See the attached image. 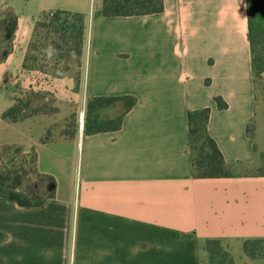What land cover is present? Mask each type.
Segmentation results:
<instances>
[{
	"label": "crops",
	"instance_id": "0c3cea01",
	"mask_svg": "<svg viewBox=\"0 0 264 264\" xmlns=\"http://www.w3.org/2000/svg\"><path fill=\"white\" fill-rule=\"evenodd\" d=\"M161 1L104 17L103 0H0V150L54 182L36 207L0 197V264H207V241L233 264H264L243 249L264 242L246 0ZM50 12L86 22L81 83L25 66ZM100 98L115 101L84 119ZM202 109L229 177L192 174L187 113ZM116 114L117 130H97Z\"/></svg>",
	"mask_w": 264,
	"mask_h": 264
},
{
	"label": "trees",
	"instance_id": "16d2710c",
	"mask_svg": "<svg viewBox=\"0 0 264 264\" xmlns=\"http://www.w3.org/2000/svg\"><path fill=\"white\" fill-rule=\"evenodd\" d=\"M161 11V0H103L102 5V15L104 17H130L154 14ZM246 14L251 67L255 86L257 81L262 82L261 75L264 72V0H246ZM57 16L59 15L54 14L52 18L55 19ZM47 22L45 20L38 22L35 26L33 36L38 28L51 26V23ZM114 101L115 99H93L88 103V108L97 106L96 108L99 109ZM215 102L219 109L226 107V104L219 98H216ZM16 111L17 107H12L3 113L2 118L12 121ZM208 114V109L187 113L192 174L195 178L229 177L231 176L230 166L225 163L215 142L207 133ZM111 123V121H104L98 126L97 130H117L120 127L121 117L113 122L114 126H108ZM10 148L4 147L2 149L9 150ZM18 166L20 167L19 164ZM254 171L258 175L264 176V152L257 154ZM48 179H50V191L43 197V200L52 196L54 182L51 178ZM21 185L22 183L19 177H17L14 182L12 180L11 184L5 186L0 176V197L6 198L21 207H36L43 202V200L32 201L29 197L30 191L22 188ZM0 238H2L1 235ZM260 243L262 242H245L243 249L246 255L250 257L261 256L253 252L250 248L251 245ZM205 248L209 254V263L214 260L215 256H219L221 259L220 264H233L229 253L222 248L218 241H207Z\"/></svg>",
	"mask_w": 264,
	"mask_h": 264
},
{
	"label": "rangeland",
	"instance_id": "374dc122",
	"mask_svg": "<svg viewBox=\"0 0 264 264\" xmlns=\"http://www.w3.org/2000/svg\"><path fill=\"white\" fill-rule=\"evenodd\" d=\"M52 19V17L50 18L46 15L44 20L48 21L47 23H51V26L38 28L35 35L32 36L26 56V67L46 74L49 79L68 76L73 78L76 83H81L84 68L83 50L86 39L84 37L86 22L82 16L74 14L59 15L57 18ZM5 30L0 28V33L2 34L0 35V57L9 47L6 38L7 31ZM255 89L257 98L255 127L257 129L258 154H260L264 152V83L257 81ZM96 107H87L84 119L86 116H96L98 110ZM74 115L78 117L79 121L78 113ZM105 115L108 116V114ZM120 116L116 114L112 116L111 120H107L112 122L108 126H114L113 122L118 120ZM77 128L78 130L82 129L79 126V122L77 123ZM15 154L12 147L9 150H0V176L4 185L11 184L12 180L14 182L19 177L22 188L30 191L29 197L32 201L43 200V197L50 191V179L39 174L34 169V166L25 165ZM19 162L21 163L20 167L18 166ZM61 184L64 186V182ZM250 248L256 254L264 256V242L253 244ZM220 262V257L215 256L214 260L211 263L208 261L207 264H220Z\"/></svg>",
	"mask_w": 264,
	"mask_h": 264
},
{
	"label": "built area",
	"instance_id": "2783aa9c",
	"mask_svg": "<svg viewBox=\"0 0 264 264\" xmlns=\"http://www.w3.org/2000/svg\"><path fill=\"white\" fill-rule=\"evenodd\" d=\"M47 15H48V17L51 18V17H53L54 13L50 12V13H48ZM78 122H79V126H80V128H81V127H82V123H83L82 118H79V121H78Z\"/></svg>",
	"mask_w": 264,
	"mask_h": 264
},
{
	"label": "bare ground",
	"instance_id": "6f19581e",
	"mask_svg": "<svg viewBox=\"0 0 264 264\" xmlns=\"http://www.w3.org/2000/svg\"><path fill=\"white\" fill-rule=\"evenodd\" d=\"M82 117H83V115H82V114H80V115H79V118H82Z\"/></svg>",
	"mask_w": 264,
	"mask_h": 264
}]
</instances>
